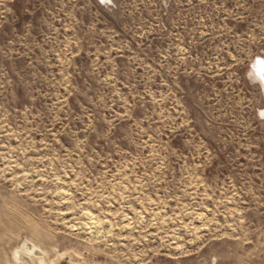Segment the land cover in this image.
I'll return each instance as SVG.
<instances>
[{
  "label": "rangeland",
  "instance_id": "rangeland-1",
  "mask_svg": "<svg viewBox=\"0 0 264 264\" xmlns=\"http://www.w3.org/2000/svg\"><path fill=\"white\" fill-rule=\"evenodd\" d=\"M264 0H0V264H264Z\"/></svg>",
  "mask_w": 264,
  "mask_h": 264
},
{
  "label": "bare ground",
  "instance_id": "bare-ground-1",
  "mask_svg": "<svg viewBox=\"0 0 264 264\" xmlns=\"http://www.w3.org/2000/svg\"><path fill=\"white\" fill-rule=\"evenodd\" d=\"M99 2H105L107 0H97ZM250 76H253L254 79L258 80L261 84V87L264 90V56L256 57V59L251 64L249 70ZM261 113H264V109L261 110Z\"/></svg>",
  "mask_w": 264,
  "mask_h": 264
},
{
  "label": "snow or ice",
  "instance_id": "snow-or-ice-1",
  "mask_svg": "<svg viewBox=\"0 0 264 264\" xmlns=\"http://www.w3.org/2000/svg\"><path fill=\"white\" fill-rule=\"evenodd\" d=\"M261 115H264V113H261Z\"/></svg>",
  "mask_w": 264,
  "mask_h": 264
}]
</instances>
